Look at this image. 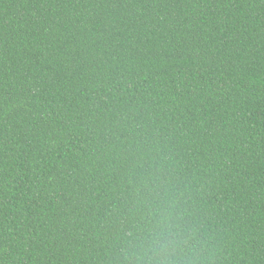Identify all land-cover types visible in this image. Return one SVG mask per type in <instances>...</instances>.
Segmentation results:
<instances>
[{
	"label": "trees",
	"instance_id": "1",
	"mask_svg": "<svg viewBox=\"0 0 264 264\" xmlns=\"http://www.w3.org/2000/svg\"><path fill=\"white\" fill-rule=\"evenodd\" d=\"M161 210L264 264V0H0V264H135Z\"/></svg>",
	"mask_w": 264,
	"mask_h": 264
},
{
	"label": "clouds",
	"instance_id": "2",
	"mask_svg": "<svg viewBox=\"0 0 264 264\" xmlns=\"http://www.w3.org/2000/svg\"><path fill=\"white\" fill-rule=\"evenodd\" d=\"M152 229L129 253L135 264H201L202 251L181 232L170 213L161 210Z\"/></svg>",
	"mask_w": 264,
	"mask_h": 264
}]
</instances>
